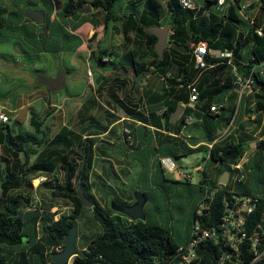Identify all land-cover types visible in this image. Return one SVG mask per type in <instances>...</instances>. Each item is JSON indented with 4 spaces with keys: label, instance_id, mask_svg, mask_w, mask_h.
Listing matches in <instances>:
<instances>
[{
    "label": "trees",
    "instance_id": "trees-1",
    "mask_svg": "<svg viewBox=\"0 0 264 264\" xmlns=\"http://www.w3.org/2000/svg\"><path fill=\"white\" fill-rule=\"evenodd\" d=\"M203 1L205 7L199 12L182 7L180 0H65L56 3L65 16L86 15L95 26L100 23L105 29L113 26L123 34L124 45L128 49L124 57L127 65L140 77L152 70L163 78V93L145 92L148 102L156 107L144 110L131 95H119L118 90L123 88L124 82L115 78L108 86H104L107 82L99 84V92L102 94L105 89L115 101L114 104H118L110 106L114 112L104 106H82L78 113V129L65 124L57 133L50 135L46 122L51 111L44 116L31 111L30 129L19 121L17 131L9 122L2 124L0 161H3L5 168L0 184V264H56L52 260V254L57 251L55 248L61 246V251L64 249L69 228L78 223L89 208L78 196L80 189H84L94 201L90 208L100 227L87 238L86 245L78 249L70 264H155L157 257L173 259L178 247L188 241L189 236L183 239L175 235L168 223L132 219L124 207L135 201L134 196L128 200L116 193L106 205L103 204L96 195L92 176L96 162L104 151L99 135L106 131L115 133L109 125L121 119L116 113L117 109L126 117L155 126L162 154L176 160L197 151L180 137L193 125L202 126L208 132L206 137L213 140L212 131L223 128L238 116L241 106H252L250 111L264 116V73L261 72L264 65V35L257 31L264 25V0H253L252 7L257 8L256 13H251L253 22L239 14L243 0H234L224 13L213 7L207 9L208 2L215 0ZM124 2L127 4L123 5ZM88 4L92 10L80 13ZM30 5L34 6L35 3L30 2ZM3 23L4 16L0 9V28ZM168 24L171 25V33L164 53L160 55L156 50L158 38L148 32L147 27ZM96 36L97 31L90 40ZM201 41L224 55L209 57L214 66L208 68L205 79L198 82L200 95L192 108L188 104L189 85L194 83L200 69L195 67L191 43ZM80 44L82 41L79 40ZM105 55L113 59L106 62L103 60ZM146 56H150L149 61L144 60ZM91 57L98 67L117 65L115 53L108 48L93 49ZM234 67L240 75L252 73L254 77V92L243 95L240 102ZM225 99V106L217 112L211 111L214 102ZM91 103L97 104L96 100ZM181 104H186L184 112L180 119L174 120L173 115ZM95 107L104 114H90L89 111ZM191 112L197 119L192 126L185 122L186 115ZM250 141H256V150L245 163L246 180L233 183L229 179L227 183H221L220 176L225 171L232 173L231 165L242 160ZM12 154L21 155L23 162L14 164L8 157ZM210 159L211 163H219L221 168L219 177H211L210 183L205 180L207 172L202 180L204 185L200 186L202 197L198 204L209 193V188L216 189L200 216L202 223L220 225L226 203L232 200L233 194L255 195L258 202L248 219L247 229L252 232L260 223L264 227V138L257 139L253 133L247 132L237 136L230 134L211 149ZM96 177L101 179L98 174ZM38 178L44 179L34 186L33 180L38 183ZM172 181L183 183L181 180ZM36 193L50 201V207L55 205V201H62L68 211L61 212L58 218L56 212L42 217L36 212L27 222L23 209L36 202ZM197 208L198 205L194 218L199 216ZM205 248V261L212 258V250L215 254L223 250L221 245L209 241ZM247 255L249 259L253 256L250 252ZM173 264H176V260Z\"/></svg>",
    "mask_w": 264,
    "mask_h": 264
},
{
    "label": "crops",
    "instance_id": "crops-1",
    "mask_svg": "<svg viewBox=\"0 0 264 264\" xmlns=\"http://www.w3.org/2000/svg\"><path fill=\"white\" fill-rule=\"evenodd\" d=\"M64 1L0 0V9L4 16V23L0 28V37H4L10 43L7 48L0 47V65L8 70L7 77L9 78L6 77V80H13L14 86L16 85L12 89V84L6 83V87L3 88V81L0 79V106L7 112L9 116L8 122L11 126L18 125V121L22 122L20 117L23 116V126L30 129V117L33 110L44 116L48 111L54 109V114H56L62 106H80L76 112V123L70 125L78 129L80 120L78 113L82 106H104L106 109L114 112L110 106H118V104H114L115 101L112 100L105 89L102 94L99 92V84L102 83L103 85L104 82H107L104 86H108L114 82L115 78H118L119 82H124L123 88L118 90L120 96L129 94L135 102L140 103V106L144 110H148L149 108L154 109L156 106H151L145 97V92L162 94L164 79L154 74L153 71H149L148 74L145 73L141 77L138 76L127 65V59L124 58L128 49L124 45L125 39L123 34L113 26H110L108 29H105L102 23L95 26L86 15L65 16L61 9L56 7L57 2L63 3ZM30 2L35 3L34 6H30L46 10L45 23L38 24L26 15L25 11L27 7H30L28 6ZM126 4L127 2L123 3V5ZM95 31H97V36L93 40H90ZM79 40L82 41L80 45ZM95 40L98 42L97 46ZM99 47L108 48L111 52H114L117 65L107 68L98 67L97 73L89 68L88 71H92V76L88 72L84 76L87 86L81 91H69L59 102L42 87L45 84L38 81L37 77L39 74H44L49 78H53L58 74L60 62H62L64 54L65 56L67 55L66 52L74 51L79 53L82 51L87 59L95 62L91 57V52L93 49H98ZM27 56L29 57L28 59ZM144 60L149 61L150 56H146ZM38 62L40 64L37 65ZM32 65H37V67L33 68ZM31 70L34 73L30 72ZM71 70L72 66H66V69H63L66 72V82L67 73ZM206 71L207 69L200 70L198 76L194 79L196 85H198L199 81L205 79L207 75ZM48 89L51 91L49 87ZM236 91L239 92L238 89ZM94 100H96L97 104L91 103ZM217 100L219 99L217 98ZM181 105L184 108L186 106V104ZM251 107L246 105L241 106L238 116L234 117L223 128H215L212 131V134H214L213 140L206 137L208 136V132L198 124L193 126L191 124L190 126L192 127L180 135L191 148L197 150L190 155L200 153L203 156L201 162L197 164L192 163L195 172L200 174L199 183L195 188H193L194 184L191 182L193 173L188 172L192 174L190 179H181L178 176V170H168L163 166L162 160L171 157L176 161L179 170L187 172L185 171L187 167L179 165L175 158L162 154L161 145L156 137L157 128L153 125L145 124L140 120L126 117L120 109H117L116 113L121 116V119L109 125V128L115 130V133L106 131L99 135L104 151L100 155V160L96 162L95 171L92 176V181L96 184L95 190L101 191L105 202L109 201L116 193L131 200L132 196L135 197V190L136 192L141 191L145 193L148 202L154 196L152 191H150V183L154 184L153 187L157 185L158 187L165 188L167 191L170 187L168 183H174L172 180H181L183 182L178 184H184L183 180H187L191 188L200 193L199 201L202 197L200 186L204 185L202 180L204 179L205 172L212 178L219 177V169L221 168L219 163H211L209 157L210 144L214 143L215 146L228 138L230 134L237 136L243 135V132L253 133V136L257 139L264 138V116L250 111ZM89 113L94 115L104 114L97 107L92 108ZM191 113L194 114V112ZM50 116H52V113ZM3 123L0 122V131ZM126 126L133 128L135 136L134 147H130L131 145L126 143L124 134ZM162 131L175 134L171 130L162 129ZM258 133H260V136L257 137ZM255 150L256 141H250L245 153L248 160ZM190 155L183 156L182 158ZM199 165L202 168L198 169L197 166ZM4 168L5 165L0 161V172H3ZM167 172L171 176H168ZM97 174L101 176L100 180L96 177Z\"/></svg>",
    "mask_w": 264,
    "mask_h": 264
},
{
    "label": "built area",
    "instance_id": "built-area-1",
    "mask_svg": "<svg viewBox=\"0 0 264 264\" xmlns=\"http://www.w3.org/2000/svg\"><path fill=\"white\" fill-rule=\"evenodd\" d=\"M234 0H216V3L212 6L214 10L224 13L226 8ZM182 7L189 8L199 12L205 7V1L203 0H180ZM253 0H243L239 9V14L243 18L253 22V16L251 13H256L257 8L252 7ZM258 33L264 35V25L258 28ZM193 48V56L195 61V67L200 70H205L214 66L209 61V57L218 58L224 55L219 50L210 48L208 43L201 41L199 43H191ZM231 55V53H227ZM112 56L105 55L104 61H111ZM236 75V82L238 84L239 102L240 98L244 94H250L254 92V77L252 73L248 75H240L237 73L234 67ZM261 72L264 73V65L261 68ZM88 74L92 76V71L89 70ZM191 90L189 106L192 108L195 106L196 101L199 98L200 91L195 83L189 85ZM226 102L221 101L214 103L211 106V111L217 112L222 106H225ZM9 116L5 109L0 106V122H8ZM197 121L196 116L191 113L185 118L186 125H191ZM125 139L129 145L134 144L135 136L133 128L126 126L124 128ZM209 157L211 149L214 148V143L209 145ZM246 154L242 160L237 164H232V173H230L229 179L233 183L244 182L247 178V170L245 163L248 158ZM163 166L168 170H178V176L181 179H190L191 173L179 170V167L175 160L171 157H167L162 160ZM197 168H202L200 165ZM211 176L205 178L210 183ZM216 189H210L209 193L198 204L197 214L198 217L194 218L192 231L189 234V239L186 243L178 247L176 255L171 260H166L162 257H157L155 264H173L176 260V264H264V227L260 224L255 226L254 231L249 232L247 229V223L250 215L255 210L258 202V196L238 195L233 194L232 200L226 203V207L221 217V224L216 225H204L200 216L204 213V209L208 207ZM212 242L213 244H219L223 247L222 252L215 254L214 250L211 251L212 258L209 261H205L207 249L206 242ZM61 246L56 247L57 251H61ZM253 254L249 259L247 253ZM210 254V252H209Z\"/></svg>",
    "mask_w": 264,
    "mask_h": 264
},
{
    "label": "rangeland",
    "instance_id": "rangeland-1",
    "mask_svg": "<svg viewBox=\"0 0 264 264\" xmlns=\"http://www.w3.org/2000/svg\"><path fill=\"white\" fill-rule=\"evenodd\" d=\"M169 33H171V29L169 30ZM95 43L97 46L98 44L97 40H95ZM9 45L10 43L7 40H5L4 37H0V47L7 48ZM66 54H67L66 56L64 54L63 60L62 62H60V66H59L60 69L58 70L59 72L60 70L66 69V66H72V70L69 71V73H67V82L65 88L58 92H52L48 89L46 85L45 86L42 85V87L45 88L47 92H49L50 95L54 99H57V101L59 102L69 91L79 92L84 87L87 86V81L86 78H84V76H86L89 68L92 71H95V73H97L98 70L97 64L87 59L86 56H84V52L80 51L79 53H76L72 51V52H66ZM28 58L29 57L27 56V59ZM57 63L59 64V62ZM38 64L40 63L38 62L37 65ZM12 65L14 64L12 63ZM37 65H32V66L34 68L37 67ZM7 71L8 70L5 69V67L0 65V79L3 81L2 84L3 88L6 87V83H7L9 85L12 84L11 87L12 89H14V87L16 86V85L14 86V81L13 80L9 81V79L6 80ZM30 72L34 73V71L32 70ZM79 107L80 106H62L60 111H58L56 114H54L55 109L52 110L51 111L52 116H50L49 119L47 120L49 134L53 135L56 131L59 130V128L63 124L73 125L74 123H76L77 120L76 112ZM20 120L24 122V117L21 116ZM13 128L17 131L18 125L13 126ZM258 136H260V133H258L257 137ZM253 144H255V142H253ZM8 157L14 164L23 162V157L21 155L12 154ZM202 159H203L202 154L196 153L188 157L180 158L177 160L179 165L183 167H187L185 168V171L193 173V178L191 179V182L194 184L193 188H195V186L199 183L200 174L195 172L192 163L194 162V164H197L198 162H201ZM1 163H3L2 160ZM3 165L5 164L3 163ZM167 175L171 176V174L168 172ZM43 179L44 178H38V183H36L34 179L33 180L34 186H38V184ZM2 180H3V173L0 172V184ZM183 181L184 184L168 183L170 185V187L167 190L168 192L166 191L165 188L158 187L157 185L153 187L154 184L150 183L149 185L151 186L150 191H152L154 196L145 204V209L147 214L145 220L148 219L153 222L168 223L169 226L174 231L175 235L185 239L189 236L190 232L192 231V226H193L192 223L194 221L193 209H196V206L198 205L197 201L200 196V193L192 189L191 186L189 185V182H187V180H183ZM0 192H1V185H0ZM95 192L98 199L103 204L106 205L108 201L105 202V200L102 197L101 191L95 190ZM135 192L136 190L134 191V194ZM35 197H36V202H34L33 205H30L23 209V215L24 218L27 220V222L32 220L36 212L39 213L40 217L48 214L49 212L51 213L56 212L55 216L56 218H58L61 212L68 211V208L65 207V203H63L60 200L55 201L54 203L55 205L50 207V201H47V199H43V196H41L39 193H36ZM78 225H79V234L77 240V249H82L86 245L87 238L92 234H94L99 229L100 225L94 215L93 210L90 207L85 210V214L78 221Z\"/></svg>",
    "mask_w": 264,
    "mask_h": 264
},
{
    "label": "water",
    "instance_id": "water-1",
    "mask_svg": "<svg viewBox=\"0 0 264 264\" xmlns=\"http://www.w3.org/2000/svg\"><path fill=\"white\" fill-rule=\"evenodd\" d=\"M216 3V0L213 1V3L208 2L207 9H210L214 4ZM92 10V6L88 4L85 8H82L80 10V13L89 12ZM26 15L34 20L38 24H43L46 21V10L43 8H35V7H27L26 8ZM171 25L168 24L166 26H149L147 27V31L150 33H153L157 36L158 40L156 42V50L162 55L164 53V50L168 44V38H169V30ZM152 72V70H150ZM148 74V72H147ZM38 81L42 84L47 85L52 92H58L65 88L66 85V72L63 70H60L58 74L53 77L49 78L48 76L44 74L38 75ZM184 106L180 105L175 112L173 118L179 119L184 111ZM230 172L225 171L220 176V182L225 184L229 181ZM78 196L81 198L83 204L87 207H91L94 205V201L86 194L84 189H80L78 191ZM147 202V196L145 193L141 191H137L135 193V202L131 205H126L124 207V211L134 220L137 219H146V212H145V204ZM78 234H79V225L78 223H74L70 228L66 235L65 243H64V249L62 251H56L52 254V260L56 264H70L71 259L77 255L78 249H77V240H78Z\"/></svg>",
    "mask_w": 264,
    "mask_h": 264
},
{
    "label": "flooded vegetation",
    "instance_id": "flooded-vegetation-1",
    "mask_svg": "<svg viewBox=\"0 0 264 264\" xmlns=\"http://www.w3.org/2000/svg\"><path fill=\"white\" fill-rule=\"evenodd\" d=\"M134 202H135V201H134ZM134 202H133V203H134Z\"/></svg>",
    "mask_w": 264,
    "mask_h": 264
}]
</instances>
